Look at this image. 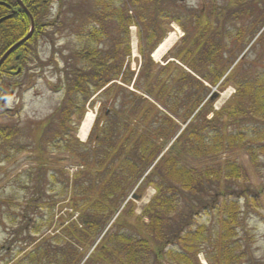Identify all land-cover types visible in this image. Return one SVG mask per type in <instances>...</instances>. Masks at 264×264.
I'll return each instance as SVG.
<instances>
[{"label":"trees","instance_id":"16d2710c","mask_svg":"<svg viewBox=\"0 0 264 264\" xmlns=\"http://www.w3.org/2000/svg\"><path fill=\"white\" fill-rule=\"evenodd\" d=\"M55 1L23 0L25 9L16 2L19 15L7 24L17 29L16 35L1 34L0 43L11 46L13 37L15 42L24 38L31 25L29 14L32 16L34 36L18 49L23 53L19 64L22 71L28 61L38 58L34 39L43 37L48 24L44 15ZM98 2L103 3V12L113 10L116 5L123 8L127 3L126 12L117 8L114 14L115 21L126 27V33L131 26L140 28L139 22L149 24L138 35L141 65L138 72L131 69L130 47L124 51L121 43L105 51L88 46L71 56L77 66L67 65L64 70V102L53 115L55 119L52 117L41 125L38 142L46 141V146L54 145L57 152L77 153L86 170L75 177L72 185H69L68 177L65 178L67 175L63 177L57 192L52 182L46 190V183H42L39 177L33 185L37 195L28 201L20 215L19 232L26 238L19 240L17 235L11 240L12 244H18L17 257L21 258L7 264H162L163 259L171 264H200L197 259L200 253L214 264H240L251 259L252 255L237 239L244 221L241 200L246 206H257L261 191L248 187L247 181H242L246 178L245 169L238 163L226 161L218 167L200 169H191L183 164L185 159L199 161L216 158L228 150L244 148L257 167L259 155H264V146H261L264 143V72L254 81L240 76L235 80L237 104L234 107L226 105L217 112L213 109L215 101L209 99L210 86L227 85L237 74L236 65L226 75L230 67L220 58L222 35L219 33L224 20L235 11L240 12L246 1L230 0L214 22L208 18L203 21L198 15L187 17L186 21H191L188 22L190 26L195 23L199 28L192 33L183 25L181 18L184 17L170 11L172 8L180 11L175 0ZM165 2L170 7H165ZM131 9H139L142 13H137L140 16L137 21L127 15ZM89 16L94 20L96 12ZM191 18L194 21L187 20ZM172 22L184 30L182 41L185 46L174 55L183 67L175 69L176 76L166 77L176 65L169 62L159 72L151 55L166 33L162 26ZM91 36L99 40L101 33L94 29ZM188 42L191 44L186 45ZM10 61L6 60L0 67V111L3 95L13 86H9V72L5 71ZM155 74L159 75L155 77ZM114 100L118 103L115 104ZM96 102L106 112L97 116L93 126L95 130L87 142L80 143L67 132L77 131L76 127L69 129L72 115L79 114L80 122L84 108ZM159 106L163 109L166 122L154 129L153 134L132 129L131 125L135 128L147 126ZM164 114L183 124L189 122L165 154V145L157 146L152 139L157 136L166 138L167 135L168 143L180 129L174 126V119ZM209 115H212L211 119H207ZM231 121L234 122L231 125H237L241 131L238 135L224 136L222 133L228 130ZM166 124L167 128L163 129ZM246 126L251 127L248 134L242 131ZM12 133L10 126L0 124V156L12 150ZM124 134H129V138L123 142ZM47 136L48 141L45 139ZM246 137L251 138L248 139L251 145L246 144ZM157 159L154 170L145 176ZM39 168L43 172L42 167ZM41 172V177L42 174L47 176V173ZM54 177L52 174L49 179ZM140 181L141 190L153 186L156 194L143 209L142 216L136 217L131 203L126 202L129 197L127 187H134ZM30 184H34L33 181ZM238 184L245 187L241 188ZM31 189L26 186V191ZM70 191L69 202L80 215L79 224L72 222L58 231L53 225V210L60 199L67 200ZM50 192L55 193V199L47 197ZM46 198L50 201L48 220L43 215ZM196 199L198 202H194ZM180 206L182 212L178 210ZM201 215L217 218V230L211 237L207 236L204 226L196 223ZM131 219H134L133 223ZM30 223L35 225L33 232L29 230ZM51 230L52 234H48ZM32 245L33 249L28 251ZM207 247H211L212 253Z\"/></svg>","mask_w":264,"mask_h":264},{"label":"rangeland","instance_id":"374dc122","mask_svg":"<svg viewBox=\"0 0 264 264\" xmlns=\"http://www.w3.org/2000/svg\"><path fill=\"white\" fill-rule=\"evenodd\" d=\"M98 1L99 0H56L50 4L44 15V21L48 23L44 30V35L39 38V40L34 39V41H36L34 46L37 49L36 55L38 58L33 57V61L27 62V66L22 73L7 79L9 86L13 84L14 87L3 95L4 97L9 96V100L5 102V107L9 111L6 112L3 109L0 111V124L10 126L13 129V140L11 144L13 148L12 150H7L5 154L3 153V155L0 156V264H7V262L11 260L21 258V256L17 257L19 252L18 244H12L11 240L16 238L17 235L19 240H23V237L26 238L24 234L19 232L21 230L19 226L20 215L28 201L36 197L37 194L33 185H35V182L39 181V177L42 179V183H46V185H44L46 190L49 189L52 182V187L55 189V192H57L56 189L60 187L59 182L63 181V177L67 175L65 178L68 177L69 179L71 176L74 180L76 176L86 170V165L81 163L76 155L77 153L57 152L55 151L56 149H54V145L52 146L49 144L50 146H46V141H42V143L38 142L41 125L51 119L64 102V70L68 67L67 65L70 66L74 64L77 66L76 60L71 59V56L87 49L88 46H92L98 51H105L111 49L114 44L121 43L123 50L130 47L131 69L138 72L141 65L140 56L138 55L137 57V54H135L136 50H133L134 41L132 40V33L135 30L136 35H139V32L141 30L144 31L145 28L149 27V24L139 22L140 28L132 26V30L128 28V33H126V27L121 26L120 22L115 21L114 14L117 8H121L126 12L128 8L126 5L127 3L125 2L126 4L123 8L120 5H116L115 8L113 7V10L103 12V3L100 4ZM229 1L230 0H186L184 3H180L178 0H175L176 6L180 11L174 8L170 11L173 10L172 12L176 13V16H183L184 18H181L184 20L183 25L192 33L195 31L197 32L199 28L195 23L190 26L188 22L191 21L187 22V17L198 15L203 21L208 18L209 20L212 19L214 22L215 17L221 14L223 12L222 10L229 5ZM245 1V7L241 8L240 12L235 11L228 19L224 20V24L221 28L222 31L219 33L222 35L221 41L219 42L222 54L220 58H222V61L228 63L226 66L230 67L226 75H228L236 65L237 74L227 85L219 87L220 83L216 87H209L211 91L209 99L215 101L213 103V109L217 112L226 105L234 107L237 104L235 99L237 88L234 82L239 76L243 79H248V81H254L259 74L264 72V0ZM165 4V7L169 6L167 2H165ZM131 11L132 13L129 12L127 15L130 16L132 20L137 21L138 17H140L137 13H141L140 10L131 9ZM93 12H96V18L94 20L89 16V14ZM236 14H238L239 18ZM187 20L194 21V18ZM94 29L99 30L101 33L99 40L91 36V32ZM162 29H164L166 33L162 37L161 43L168 34L172 32L179 35V40L159 62H156L153 58L152 60L158 66L157 71L159 72L162 71L160 68L172 62L176 66L172 67L166 77L172 75L176 76L177 72L175 69H177V67L179 68L180 65L175 62L174 55L179 49L181 50L180 47L185 46L182 41L184 30L179 24L174 22L169 25L165 23ZM164 31L161 34H163ZM260 35H262V37L255 43ZM190 44L191 42H188L186 45ZM138 47L139 43L137 44V48ZM155 50L153 52H155ZM17 64V61H13L11 66L16 67ZM57 64L58 68L56 67ZM158 75L159 74H155V77ZM128 90L133 91L132 88H128ZM227 92H231L230 98L221 104V106H218L222 96ZM125 97H127V95H125ZM114 103L116 104L118 101L114 100ZM151 103L154 104V102ZM182 104L183 102L181 105ZM82 109L81 107L79 110L80 113ZM161 110L163 109L159 106L144 128H135L131 125L132 129H139L141 132L147 131L153 134L154 129L160 128L161 123L166 122V120H164L166 118L163 116ZM89 111L94 112L95 118L97 119L98 115L105 114L106 109H104L99 102H96L94 105L90 107L87 105L84 108V116L80 122L78 119L79 114L72 115V122L69 124V129L72 130L76 127L77 131L76 133H74V131L67 132L70 137L75 136L80 143L82 142L78 137V131L81 122ZM169 117L171 116L169 115ZM171 118L174 119V126L176 128L178 126L180 129L178 134L168 143H166L169 137L167 135L166 138L165 136L161 138L157 136L158 138L152 139L157 146L165 145L163 154L168 152L177 137L189 123L183 124L175 120L176 118ZM211 118L212 115L207 117V119ZM53 119L55 118L53 117ZM228 124L230 125L228 130L223 131L222 134L224 136L229 134L238 135L241 128L237 125H231L234 124L232 121ZM166 126L167 124L163 129H166ZM94 130L95 129L90 131V133L92 134ZM249 130H251L249 126L242 129V131L247 134L251 132ZM158 132L157 134H159ZM128 136L129 134H124V136H122V141H126L129 138ZM48 138L49 136L45 137L47 141ZM248 139L251 138L248 137ZM248 139L246 137V144L251 145ZM261 146H264V143H261ZM76 152H78V149H76ZM226 161L240 164L245 169L246 177L243 178L242 181H247L248 187L252 186L254 190L261 191L257 206H246L244 200H241L244 221L243 226L239 229V238L237 239L241 241V246H243L245 250H248L252 258L242 261L240 264H264V155H259V165L257 167L252 163L251 157L244 148L228 150L216 158L199 161L185 159L183 164L191 169H200L206 166L218 167ZM157 162L158 159L148 168L145 176L154 170ZM39 167H42L41 169L43 172L39 170ZM40 172L47 173V176L42 174L41 177ZM52 174L55 175L54 179H49ZM31 181H33L34 184H30ZM141 183L142 181H140L138 185L135 184L134 187H132V185L127 187L129 197L126 202L129 201L131 203L136 217L142 216L143 209L156 194L153 186L141 190L139 187ZM26 186L32 189L26 191ZM238 186L240 187L241 185L238 184ZM244 187L245 186H241V188ZM70 193L71 191L68 193V198L71 195ZM54 194L55 193L50 192L47 194V197L55 199L56 195ZM48 198L45 199V209L43 211L46 220H48L49 217L48 203L50 201ZM68 198L66 200V202H68L67 204L60 199L53 210V225L58 231H61L66 227L65 225L71 222L68 213H70L72 209V203L68 201ZM194 202H198V200L196 199ZM178 210L181 211L182 207L180 206ZM119 212H121V209ZM118 214L115 215V218ZM216 219L215 216L210 217L208 215H201L196 223L204 226L207 230V236L211 237L214 230H217ZM130 222L133 223L134 219H131ZM34 226L33 223H30L29 230H34ZM197 226L198 225H196V227ZM50 232L52 233L53 231L51 230ZM213 238L215 240V236H213ZM33 246L34 245L29 247L28 251H31ZM208 249L210 253H212L211 247ZM197 259L200 264H203L202 261H205L206 264H214L209 263L203 253L198 254ZM162 264L171 263L163 259Z\"/></svg>","mask_w":264,"mask_h":264},{"label":"bare ground","instance_id":"6f19581e","mask_svg":"<svg viewBox=\"0 0 264 264\" xmlns=\"http://www.w3.org/2000/svg\"><path fill=\"white\" fill-rule=\"evenodd\" d=\"M179 35L175 33H170L161 43V45L155 50L152 57L156 62H159L178 42ZM231 92H227L222 96V99L219 102L218 106H221L228 98H230ZM95 121V114L92 111H89L81 123V127L78 133V137L81 141L85 142ZM203 264H206L205 261H202Z\"/></svg>","mask_w":264,"mask_h":264},{"label":"flooded vegetation","instance_id":"af4514ba","mask_svg":"<svg viewBox=\"0 0 264 264\" xmlns=\"http://www.w3.org/2000/svg\"><path fill=\"white\" fill-rule=\"evenodd\" d=\"M21 8H22V6H21ZM11 15L12 16L14 15L13 16L14 18L17 17L19 15V7L16 5V3L13 2V0H11L10 3L6 2V0H0V20L7 17V16H11ZM10 21H12V20H8V22L5 21L2 24H0V36H1V34H10L12 36L16 35L17 29L14 26L9 27L7 25ZM34 33H35V31H34ZM34 33H33V36H34ZM12 40L14 41V43L11 46H8L7 44L2 45L0 43V60L12 48V46L16 43L15 37H13ZM18 54H19L20 58H21V55L23 56V53L20 52L19 50H16L13 54H11L9 56V58L11 59V63L13 61H15ZM27 54L30 55L29 52ZM10 70H12V69H10V66L6 67V69H5V71L9 72V73H10Z\"/></svg>","mask_w":264,"mask_h":264},{"label":"water","instance_id":"95a60500","mask_svg":"<svg viewBox=\"0 0 264 264\" xmlns=\"http://www.w3.org/2000/svg\"><path fill=\"white\" fill-rule=\"evenodd\" d=\"M186 0H179V2L183 3L185 2ZM7 19V18H6ZM6 19H2L0 20V24L6 20ZM32 31H33V28H32ZM31 37V35L27 36L26 38H24L22 41H20L18 44H16L15 46L12 47V49H10V51L5 55V57L2 59V61L0 62V65L2 64V62L4 61V59L11 53L13 52L18 46H20L21 44H23L24 42L28 41L29 38ZM19 72V71H18ZM7 99L4 100L3 104L6 102Z\"/></svg>","mask_w":264,"mask_h":264}]
</instances>
